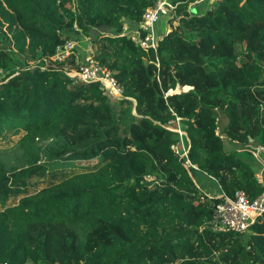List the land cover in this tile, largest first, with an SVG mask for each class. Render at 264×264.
Returning a JSON list of instances; mask_svg holds the SVG:
<instances>
[{
  "label": "trees",
  "instance_id": "obj_1",
  "mask_svg": "<svg viewBox=\"0 0 264 264\" xmlns=\"http://www.w3.org/2000/svg\"><path fill=\"white\" fill-rule=\"evenodd\" d=\"M157 1L0 0V140L19 136L13 161L0 157V262L264 264V215L215 230L221 198L197 183L264 190L252 150L264 145V0H172L155 52L122 32ZM93 31L95 59L124 86L118 104L63 63L29 65ZM177 118L199 169L171 147Z\"/></svg>",
  "mask_w": 264,
  "mask_h": 264
},
{
  "label": "built area",
  "instance_id": "obj_2",
  "mask_svg": "<svg viewBox=\"0 0 264 264\" xmlns=\"http://www.w3.org/2000/svg\"><path fill=\"white\" fill-rule=\"evenodd\" d=\"M179 5V2H173L172 0H158L155 5L146 9L143 20L140 21L137 27L132 28L126 25L122 33L131 37L141 47L156 52L162 39L158 25L162 20H169L170 17H175L178 13ZM169 30L167 29V31ZM78 45V41L75 39H67L64 44L57 47L56 53L51 58H38L30 61L29 65L48 68L50 66H58V63H63L61 68L74 81L99 82L104 89V93L113 100L118 101L124 98V86L117 80L113 72L96 60L93 54H86L81 58L79 51L76 49ZM73 57L75 65L70 62ZM182 90H186V88L177 85L175 89L167 91V94ZM131 99L136 103L135 99ZM173 122L171 121V123ZM176 124V127L170 128L179 133L180 140L172 144V149L179 156L186 159V167L199 169L198 164L193 163L189 157L183 138L185 130L182 127L180 118H177ZM257 147L254 152L262 163V169L257 174V177L260 182L264 183V145ZM218 196L221 201L214 205L210 222L215 230L242 233L247 231L260 216L264 215V190L255 198H251L243 190L237 191L235 196L228 195L225 192ZM0 264H8V262H0Z\"/></svg>",
  "mask_w": 264,
  "mask_h": 264
},
{
  "label": "rangeland",
  "instance_id": "obj_3",
  "mask_svg": "<svg viewBox=\"0 0 264 264\" xmlns=\"http://www.w3.org/2000/svg\"><path fill=\"white\" fill-rule=\"evenodd\" d=\"M214 0H206L205 3L203 5V10L209 6ZM195 4V3H193ZM202 4L198 5V8L200 9L202 7ZM160 26L162 27L163 30L170 29V23L168 24L165 20H162L160 22ZM94 31L88 35L86 34L85 36H82L80 39L75 38L76 41H78V50L81 53V55H86V54H94L95 50H96V44H95V37H94ZM7 46V45H6ZM116 101V102H115ZM113 102H115L116 104H118L117 100H113ZM19 139V136H13L11 137L10 140H0V157L6 161H13V157L17 154L18 149L17 147V141ZM257 144L254 143L252 146V150H255L254 147ZM238 147V145L236 146ZM246 158L248 160H252L249 155L246 156ZM82 162H78L77 164H80ZM91 166L94 167L96 165H98V159H95L93 161H91ZM264 177V176H263ZM61 177H57V179H60ZM264 179V178H263ZM47 181H49V179L47 178ZM47 182H41L36 188H41L43 186L46 185ZM198 185L202 186L203 191L206 195H208L209 197H214V196H218L219 194H221V189L218 185V183L214 180H212V178L210 177H205L204 179L202 178L200 181L199 179L197 180Z\"/></svg>",
  "mask_w": 264,
  "mask_h": 264
},
{
  "label": "crops",
  "instance_id": "obj_4",
  "mask_svg": "<svg viewBox=\"0 0 264 264\" xmlns=\"http://www.w3.org/2000/svg\"><path fill=\"white\" fill-rule=\"evenodd\" d=\"M218 131L219 132H221L220 131V128L218 129ZM224 138H225V136H223ZM260 144H257L255 147H254V149H257L258 147L257 146H259ZM225 146H226V148L227 149H232V148H237L236 146H237V142L236 141H231V140H229V139H225ZM260 172V171H259ZM263 176H264V174H263ZM264 178V177H263Z\"/></svg>",
  "mask_w": 264,
  "mask_h": 264
},
{
  "label": "water",
  "instance_id": "obj_5",
  "mask_svg": "<svg viewBox=\"0 0 264 264\" xmlns=\"http://www.w3.org/2000/svg\"><path fill=\"white\" fill-rule=\"evenodd\" d=\"M194 10L196 11V8Z\"/></svg>",
  "mask_w": 264,
  "mask_h": 264
}]
</instances>
